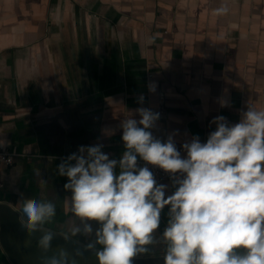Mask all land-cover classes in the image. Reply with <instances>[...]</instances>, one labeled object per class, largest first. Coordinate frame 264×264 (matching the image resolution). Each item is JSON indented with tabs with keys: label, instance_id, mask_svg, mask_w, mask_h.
Wrapping results in <instances>:
<instances>
[{
	"label": "crops",
	"instance_id": "crops-1",
	"mask_svg": "<svg viewBox=\"0 0 264 264\" xmlns=\"http://www.w3.org/2000/svg\"><path fill=\"white\" fill-rule=\"evenodd\" d=\"M223 3L227 14L216 15ZM247 105L264 110V0H0V146L20 153L0 164V201L22 221L25 199L51 200L56 216L44 227L100 250L98 222L88 221L91 235L69 231L83 225L57 171L64 159L102 143L119 160L120 123L139 120V107L160 114L153 135L174 134L186 157L184 142H206L214 117L235 124ZM156 181L168 186L165 198L176 190L172 180ZM168 213L166 206L155 242L133 260L164 257ZM0 264H12L1 243Z\"/></svg>",
	"mask_w": 264,
	"mask_h": 264
},
{
	"label": "clouds",
	"instance_id": "clouds-1",
	"mask_svg": "<svg viewBox=\"0 0 264 264\" xmlns=\"http://www.w3.org/2000/svg\"><path fill=\"white\" fill-rule=\"evenodd\" d=\"M214 12L227 14V4ZM149 91H155L154 84ZM134 112L139 120L130 115L120 123L124 151L119 160L110 159L98 143L80 146L57 166L68 178L70 211L83 225L73 223L71 235H91L88 221H96L99 264H133L155 242L161 212L169 206L164 264H264V110L247 105L235 124L214 117L210 123L216 128L206 142L193 136L182 144L186 157L174 134L166 140L153 135L158 112L145 107ZM138 157L170 175L176 187L172 195L165 198L168 186L158 184L149 167L139 166ZM21 212L29 232H43L38 246L48 249L54 233L44 226L54 220L56 204L25 199ZM49 264L68 262L53 257Z\"/></svg>",
	"mask_w": 264,
	"mask_h": 264
},
{
	"label": "water",
	"instance_id": "water-1",
	"mask_svg": "<svg viewBox=\"0 0 264 264\" xmlns=\"http://www.w3.org/2000/svg\"><path fill=\"white\" fill-rule=\"evenodd\" d=\"M52 232L54 236L50 244L57 246L53 251L54 255L49 249L30 244L40 239L43 232L39 229L29 232L19 212L9 203L0 201V243L12 264H49V260L53 257L63 260L65 257L62 256V250L65 248L75 257L73 264H99L96 256L97 249L89 248L88 245L77 242L73 237ZM161 259L164 257H144L135 259L133 262L149 263Z\"/></svg>",
	"mask_w": 264,
	"mask_h": 264
},
{
	"label": "built area",
	"instance_id": "built-area-1",
	"mask_svg": "<svg viewBox=\"0 0 264 264\" xmlns=\"http://www.w3.org/2000/svg\"><path fill=\"white\" fill-rule=\"evenodd\" d=\"M18 155H20V153L15 151H10L0 146V164L12 165L14 158ZM143 166L149 167V169L153 172L155 179L157 180H172L168 173H166L164 170L160 169L157 166L148 165L146 164V162H143ZM177 176H179V174H177ZM2 186L3 183L0 177V188Z\"/></svg>",
	"mask_w": 264,
	"mask_h": 264
}]
</instances>
